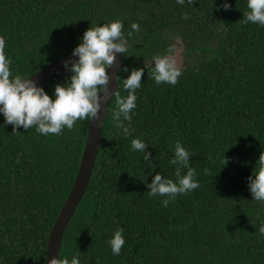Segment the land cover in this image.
<instances>
[{"label":"trees","instance_id":"16d2710c","mask_svg":"<svg viewBox=\"0 0 264 264\" xmlns=\"http://www.w3.org/2000/svg\"><path fill=\"white\" fill-rule=\"evenodd\" d=\"M224 2L0 0V37L13 76L26 77L73 51L91 25L120 20L126 38L132 23L140 26L116 72L126 97L123 80L133 68L144 69L133 131L125 137L114 127L118 109L109 100L91 173L57 258L79 253L80 264H264V203L254 201L248 187L264 151V26L239 23L247 0H226L229 10ZM172 45L180 48L182 74L175 86L157 85L148 76L152 57L168 54ZM71 75L66 70L38 87L55 99V86ZM88 121L60 135H41L35 127L12 134L0 113V264H44L47 234L77 171ZM132 139L148 145L155 172L131 149ZM176 142L192 154L200 187L165 207L169 198L148 195L146 185L157 173L176 182L177 166L170 163ZM117 229L125 244L115 256L107 241Z\"/></svg>","mask_w":264,"mask_h":264},{"label":"clouds","instance_id":"9594fccd","mask_svg":"<svg viewBox=\"0 0 264 264\" xmlns=\"http://www.w3.org/2000/svg\"><path fill=\"white\" fill-rule=\"evenodd\" d=\"M176 3L184 5L185 0H176ZM194 3L196 0H187L189 6ZM223 8L224 10L230 8L226 0ZM247 9L239 23L264 26V0H247ZM182 18L189 19L187 14ZM131 29L127 34L128 38L132 37L133 32L139 33L140 26L134 22ZM122 30L123 23L115 20L103 26L91 25L84 32L80 44L72 53L78 60L64 63V67L72 73L70 82L55 86V99L29 77L19 74L13 76L10 71L11 62L5 54L6 43L4 38L0 37V113L5 118V124L13 126L12 134H20L17 129L21 127L25 130L35 127L41 135H60L65 127L72 130L77 121H98L102 103L114 98L118 109L113 113L114 127L125 137L131 136L132 114L137 100L135 93L141 86L144 69L133 68L128 78L123 80V87L128 93L126 97L121 96L117 83V90L114 93L109 88L112 77L108 69L115 66L116 54L125 56L129 48V39L124 36ZM174 47L169 46L166 55L158 54L152 57L155 66L148 71V76L157 85L166 83L175 86L178 83L182 73L174 55ZM69 63L72 65L71 68L68 67ZM124 71L128 69L125 68ZM118 78L117 76L116 81ZM147 147L148 145L140 139L131 140V149L141 153L143 160L149 162L152 171L155 172V165L151 163V153L145 151ZM191 155L180 142H176L174 158L170 161L172 165L177 166L176 182L157 173L152 182L146 185L150 189L147 194L152 197L167 196L169 199L163 201L166 207L177 195H187L198 189L200 184L195 179L196 170L190 167ZM223 163L225 166L228 163L224 157ZM181 169H187L186 174H182ZM248 187L253 200L264 203V151L261 152L256 168L248 178ZM259 234L264 236V224L259 227ZM107 244L113 255H120L125 244L123 230H115ZM48 264H80L79 253L71 260L60 255L59 258L53 257L48 260Z\"/></svg>","mask_w":264,"mask_h":264},{"label":"water","instance_id":"95a60500","mask_svg":"<svg viewBox=\"0 0 264 264\" xmlns=\"http://www.w3.org/2000/svg\"><path fill=\"white\" fill-rule=\"evenodd\" d=\"M72 53L73 51L58 57L54 61L34 71L26 77H29V79L33 80L37 86L43 84L44 82L67 70L64 67L65 61L71 62L78 60V57H74ZM122 63L123 56L117 53L115 66L108 69V73L112 77L109 83V88L113 93L117 89L116 72L121 67ZM71 66V63H69L68 67L71 68ZM106 105L107 102L102 103L101 111L99 113L100 119L98 121H88V127L77 166V171L73 178L71 187L47 234L44 252V264H48V260L53 257L57 258L62 233L87 185L99 144L100 127L105 117Z\"/></svg>","mask_w":264,"mask_h":264},{"label":"rangeland","instance_id":"374dc122","mask_svg":"<svg viewBox=\"0 0 264 264\" xmlns=\"http://www.w3.org/2000/svg\"><path fill=\"white\" fill-rule=\"evenodd\" d=\"M174 55H175V57L177 59L178 66H179L181 64V60H182L181 55H180V48L179 47H175L174 48Z\"/></svg>","mask_w":264,"mask_h":264}]
</instances>
